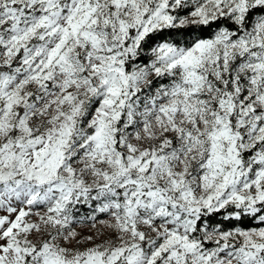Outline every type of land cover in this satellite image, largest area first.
<instances>
[{
	"label": "snow or ice",
	"instance_id": "snow-or-ice-1",
	"mask_svg": "<svg viewBox=\"0 0 264 264\" xmlns=\"http://www.w3.org/2000/svg\"><path fill=\"white\" fill-rule=\"evenodd\" d=\"M0 213V264H264V0H0Z\"/></svg>",
	"mask_w": 264,
	"mask_h": 264
},
{
	"label": "rangeland",
	"instance_id": "rangeland-1",
	"mask_svg": "<svg viewBox=\"0 0 264 264\" xmlns=\"http://www.w3.org/2000/svg\"><path fill=\"white\" fill-rule=\"evenodd\" d=\"M85 211H86L85 209H81V214L83 215ZM2 214H4V213H0V215H2ZM32 219L35 220L36 218L35 217H32ZM98 219L99 220H108L109 218L106 215H101V216L98 217ZM73 227H75L76 228V231L80 234L79 237H78V239L81 241V245H80L81 247H88V246H90L89 244H85L84 243V240L88 236L97 237L96 242H100L101 240L107 238L104 235H99L98 232H97V229H100V232H110V230H106V229L102 228L99 224H97L95 228L91 224H74ZM110 234L114 238L115 233L114 232H110Z\"/></svg>",
	"mask_w": 264,
	"mask_h": 264
},
{
	"label": "trees",
	"instance_id": "trees-1",
	"mask_svg": "<svg viewBox=\"0 0 264 264\" xmlns=\"http://www.w3.org/2000/svg\"><path fill=\"white\" fill-rule=\"evenodd\" d=\"M250 224L249 221H245V226H248Z\"/></svg>",
	"mask_w": 264,
	"mask_h": 264
}]
</instances>
